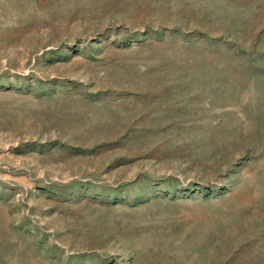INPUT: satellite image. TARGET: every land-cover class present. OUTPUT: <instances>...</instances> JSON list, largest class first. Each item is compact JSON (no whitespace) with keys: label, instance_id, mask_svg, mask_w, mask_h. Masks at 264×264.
Listing matches in <instances>:
<instances>
[{"label":"rangeland","instance_id":"obj_1","mask_svg":"<svg viewBox=\"0 0 264 264\" xmlns=\"http://www.w3.org/2000/svg\"><path fill=\"white\" fill-rule=\"evenodd\" d=\"M0 264H264V0H0Z\"/></svg>","mask_w":264,"mask_h":264}]
</instances>
